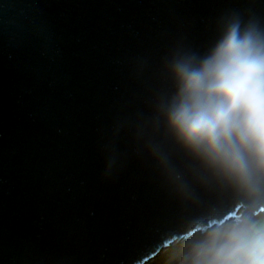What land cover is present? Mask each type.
Here are the masks:
<instances>
[{
    "label": "water",
    "instance_id": "water-1",
    "mask_svg": "<svg viewBox=\"0 0 264 264\" xmlns=\"http://www.w3.org/2000/svg\"><path fill=\"white\" fill-rule=\"evenodd\" d=\"M231 15L264 25V0H0V264H146L264 213L163 123L164 162L133 132Z\"/></svg>",
    "mask_w": 264,
    "mask_h": 264
},
{
    "label": "clouds",
    "instance_id": "clouds-1",
    "mask_svg": "<svg viewBox=\"0 0 264 264\" xmlns=\"http://www.w3.org/2000/svg\"><path fill=\"white\" fill-rule=\"evenodd\" d=\"M164 66L172 89L157 92L154 115L133 125L136 140L166 161L156 135L163 123L241 198H264V25L239 15L222 18L206 54L178 50Z\"/></svg>",
    "mask_w": 264,
    "mask_h": 264
},
{
    "label": "rangeland",
    "instance_id": "rangeland-1",
    "mask_svg": "<svg viewBox=\"0 0 264 264\" xmlns=\"http://www.w3.org/2000/svg\"><path fill=\"white\" fill-rule=\"evenodd\" d=\"M235 222L174 243L146 264H264V213L249 226Z\"/></svg>",
    "mask_w": 264,
    "mask_h": 264
},
{
    "label": "trees",
    "instance_id": "trees-1",
    "mask_svg": "<svg viewBox=\"0 0 264 264\" xmlns=\"http://www.w3.org/2000/svg\"><path fill=\"white\" fill-rule=\"evenodd\" d=\"M246 224V223H245ZM252 223H250L249 225H251ZM249 225H247V226H249ZM246 226V225H245Z\"/></svg>",
    "mask_w": 264,
    "mask_h": 264
},
{
    "label": "bare ground",
    "instance_id": "bare-ground-1",
    "mask_svg": "<svg viewBox=\"0 0 264 264\" xmlns=\"http://www.w3.org/2000/svg\"><path fill=\"white\" fill-rule=\"evenodd\" d=\"M174 244V243H173ZM172 245V244H171Z\"/></svg>",
    "mask_w": 264,
    "mask_h": 264
}]
</instances>
